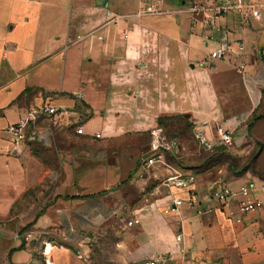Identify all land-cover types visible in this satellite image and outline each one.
<instances>
[{
	"label": "crops",
	"instance_id": "1",
	"mask_svg": "<svg viewBox=\"0 0 264 264\" xmlns=\"http://www.w3.org/2000/svg\"><path fill=\"white\" fill-rule=\"evenodd\" d=\"M194 1L0 0V264H45L43 241L49 264H264V10L247 24L227 13L210 32L191 24ZM227 41L229 59L207 58ZM44 102L84 133L55 126L52 146L10 150L5 128ZM161 120L177 158L137 178ZM204 121L232 147L200 151L192 128ZM229 152L241 163L213 161ZM173 170L194 175L192 194L163 185ZM222 185H249L262 205L223 207L209 197Z\"/></svg>",
	"mask_w": 264,
	"mask_h": 264
},
{
	"label": "built area",
	"instance_id": "2",
	"mask_svg": "<svg viewBox=\"0 0 264 264\" xmlns=\"http://www.w3.org/2000/svg\"><path fill=\"white\" fill-rule=\"evenodd\" d=\"M263 10L264 6L252 0H195L189 11L191 24L194 27L210 32H221L222 29L218 25V20L227 13H235L240 23L247 24L250 20H259ZM145 11H153L152 5L145 6ZM205 36L207 38L210 37L209 34H205ZM233 53L232 44L227 41L220 43L217 48L210 51L207 58L210 60L229 59ZM72 97L79 102L84 101L83 94L79 91L72 92ZM65 112L66 110L46 102L40 106L29 107L17 122L11 123L5 128L10 150H20L32 142H37L44 146H52L55 137V126L58 129H72L77 135L83 134L84 129L81 121L71 125L56 124L60 116H63ZM206 125L207 122L204 121L192 128L193 140L200 151L212 153L217 147H232L233 140L229 131H218L214 137H210L206 130ZM94 137L99 138L100 135L95 133ZM177 147V138L166 133L163 126L159 124L150 129L148 149L138 159V169L137 174H135L137 178H140L142 173L152 166H168L166 155L171 154L173 158H177ZM193 182V174L173 170L171 174L165 177L163 185L167 190L180 188L192 194L189 186ZM232 196H237V206L241 213L253 212L262 205V200L252 196V189L249 185H242L236 191H232L222 185L217 186L209 193V197L219 202L223 207L228 206L229 199ZM182 202L181 199H172L164 212H176ZM197 213H201V210H198ZM229 213L232 214L231 211ZM127 223L131 224L132 222L129 221ZM19 235L26 239H34L32 231H25ZM175 240L180 242L181 236L176 235ZM41 252L45 264H49L47 259L49 243L47 241L42 242ZM163 262V258H156L149 259L143 264H161Z\"/></svg>",
	"mask_w": 264,
	"mask_h": 264
},
{
	"label": "rangeland",
	"instance_id": "3",
	"mask_svg": "<svg viewBox=\"0 0 264 264\" xmlns=\"http://www.w3.org/2000/svg\"><path fill=\"white\" fill-rule=\"evenodd\" d=\"M206 155H207V154H202V155H200V157L203 158V157H205ZM213 158H214L213 161H215V160H219V161L228 160V162H229L230 164H234V165H236L237 163L240 164L241 161H242V160H239V158H238L236 155H233L231 152H229V153H227V154L222 153L221 155H218V153H217V154H213ZM248 158H249L248 160L251 161L250 158H253V156H252V157L249 156ZM250 168H251L253 171H256L255 166L253 165V163L250 164ZM112 246H113V243H110V242H104V243L102 244V246H101L102 250H97V249H95L93 253H95V254L100 253L99 256H101V259L104 260L105 257H108V256H109V252H108V250H106V249H104V248L109 249V247H112ZM103 260H102V261H103Z\"/></svg>",
	"mask_w": 264,
	"mask_h": 264
},
{
	"label": "trees",
	"instance_id": "4",
	"mask_svg": "<svg viewBox=\"0 0 264 264\" xmlns=\"http://www.w3.org/2000/svg\"><path fill=\"white\" fill-rule=\"evenodd\" d=\"M160 125H161V126H163V128H164V130H165V132H166V133H168L169 135H171V133H170V132H168V131L165 129V126H164V124L162 123V120H161V123H160Z\"/></svg>",
	"mask_w": 264,
	"mask_h": 264
}]
</instances>
